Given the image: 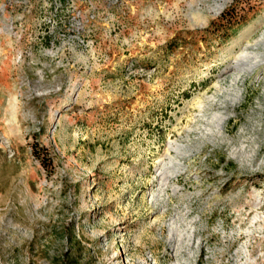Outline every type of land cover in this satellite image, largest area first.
Listing matches in <instances>:
<instances>
[{
	"label": "rangeland",
	"instance_id": "rangeland-1",
	"mask_svg": "<svg viewBox=\"0 0 264 264\" xmlns=\"http://www.w3.org/2000/svg\"><path fill=\"white\" fill-rule=\"evenodd\" d=\"M0 264H264V0H0Z\"/></svg>",
	"mask_w": 264,
	"mask_h": 264
},
{
	"label": "bare ground",
	"instance_id": "bare-ground-1",
	"mask_svg": "<svg viewBox=\"0 0 264 264\" xmlns=\"http://www.w3.org/2000/svg\"><path fill=\"white\" fill-rule=\"evenodd\" d=\"M254 47V46H253ZM246 49H248V50H250V49H252V46L251 45H247L246 46ZM245 59H246V63H245V65H247L248 63H252V59L248 56L247 57V55L246 56H243ZM247 57V58H246ZM239 61H243L244 62V60H242V59H240ZM241 68V67H240ZM242 70H243V68H242Z\"/></svg>",
	"mask_w": 264,
	"mask_h": 264
}]
</instances>
